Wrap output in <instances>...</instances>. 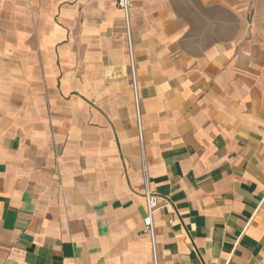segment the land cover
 Wrapping results in <instances>:
<instances>
[{"label":"crops","instance_id":"crops-1","mask_svg":"<svg viewBox=\"0 0 264 264\" xmlns=\"http://www.w3.org/2000/svg\"><path fill=\"white\" fill-rule=\"evenodd\" d=\"M197 1L245 32L191 51L132 0L130 46L118 0H0V264H153L147 187L158 264H264V0Z\"/></svg>","mask_w":264,"mask_h":264},{"label":"rangeland","instance_id":"rangeland-1","mask_svg":"<svg viewBox=\"0 0 264 264\" xmlns=\"http://www.w3.org/2000/svg\"><path fill=\"white\" fill-rule=\"evenodd\" d=\"M170 1L186 29L187 41L182 45L185 49L200 52L215 44L233 41L246 30L233 12L204 8L197 0ZM34 61L42 67L38 56Z\"/></svg>","mask_w":264,"mask_h":264},{"label":"built area","instance_id":"built-area-1","mask_svg":"<svg viewBox=\"0 0 264 264\" xmlns=\"http://www.w3.org/2000/svg\"><path fill=\"white\" fill-rule=\"evenodd\" d=\"M118 7L123 11L125 16V22H126V31L128 40L131 46V10L134 7V3L132 0H118ZM131 76H132V84H133V93L135 98V107L136 112L138 115V130H139V138L140 143L143 145V131L141 126V119H140V102H139V90L137 86L136 81V73L134 68V60H133V51L131 48ZM142 171L144 176H147L148 168L147 165L144 164L142 167ZM145 203H146V215L143 220V235L147 236L150 241L152 254H153V264H158V255H157V243H156V228H155V222L154 217L155 213L160 207L161 203L164 201V199L158 195L157 193L151 191L148 187L146 188L145 194Z\"/></svg>","mask_w":264,"mask_h":264}]
</instances>
